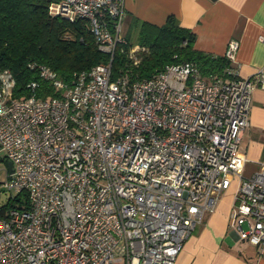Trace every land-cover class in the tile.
<instances>
[{
    "label": "built area",
    "instance_id": "obj_1",
    "mask_svg": "<svg viewBox=\"0 0 264 264\" xmlns=\"http://www.w3.org/2000/svg\"><path fill=\"white\" fill-rule=\"evenodd\" d=\"M48 12L86 19L109 58L71 84L30 63L56 97H12L14 76L0 69V150L12 162L3 186L28 201L0 214V264H173L235 178L230 220L264 250V162L246 175L239 152L264 70L238 74L239 42L227 44L225 78L183 61L111 79L115 47L126 43L124 0H51ZM140 49L128 51L135 62Z\"/></svg>",
    "mask_w": 264,
    "mask_h": 264
},
{
    "label": "trees",
    "instance_id": "obj_2",
    "mask_svg": "<svg viewBox=\"0 0 264 264\" xmlns=\"http://www.w3.org/2000/svg\"><path fill=\"white\" fill-rule=\"evenodd\" d=\"M51 0H0V69H9L15 79L12 97L35 94L37 97L61 96L47 80L40 77L30 63L45 64L57 76L71 84L74 74L104 63L109 55L100 50L86 19L66 20L48 12ZM135 31V42L143 49L136 53L137 62L128 56L132 43L127 35ZM126 43L115 47L111 64V79L118 76L143 79L162 70L165 64L194 61L201 74L225 78L231 61L224 55H213L193 47L195 33L169 15L162 24L132 19ZM36 82L35 88L28 86ZM0 161L8 160L0 153ZM23 199H21L22 197ZM18 204L27 205L24 191L14 197ZM10 206V207H12ZM8 206L0 207V214Z\"/></svg>",
    "mask_w": 264,
    "mask_h": 264
},
{
    "label": "crops",
    "instance_id": "obj_3",
    "mask_svg": "<svg viewBox=\"0 0 264 264\" xmlns=\"http://www.w3.org/2000/svg\"><path fill=\"white\" fill-rule=\"evenodd\" d=\"M123 35L133 18L162 24L173 15L181 26L195 33L193 47L224 55L227 44L239 42L235 67L238 74L254 80L264 70V0H124ZM239 152L248 162L246 175L264 162V88L251 94L248 125L243 130ZM232 197L220 196L214 210L185 239L173 264H264V250L250 243L230 220Z\"/></svg>",
    "mask_w": 264,
    "mask_h": 264
},
{
    "label": "rangeland",
    "instance_id": "obj_4",
    "mask_svg": "<svg viewBox=\"0 0 264 264\" xmlns=\"http://www.w3.org/2000/svg\"><path fill=\"white\" fill-rule=\"evenodd\" d=\"M123 27H124V24H122V33L124 34L125 31L123 30ZM127 37L132 43H135L137 41V39H136L137 33L135 31L130 32L127 35ZM0 153L4 154V152L2 150H0ZM251 162H252V164L255 165V164H259L262 161H251ZM7 179H8V171H7L6 165H5L4 162L0 161V181H1L0 182V207H2V206L10 207L13 204H18L19 203V202H16L14 200V197L18 194V192L15 189H12L11 191L7 190L5 188V186H3V182H5ZM237 182H238V179L235 178L232 181L230 187L226 191H224L221 194V196L222 197L223 196H229V197L233 198V194L235 192V189H236V186H237ZM21 199H23V197ZM242 227H243V230H247V224H246L245 221H244Z\"/></svg>",
    "mask_w": 264,
    "mask_h": 264
},
{
    "label": "water",
    "instance_id": "obj_5",
    "mask_svg": "<svg viewBox=\"0 0 264 264\" xmlns=\"http://www.w3.org/2000/svg\"><path fill=\"white\" fill-rule=\"evenodd\" d=\"M7 169L9 172H12V162L11 161L7 162Z\"/></svg>",
    "mask_w": 264,
    "mask_h": 264
}]
</instances>
